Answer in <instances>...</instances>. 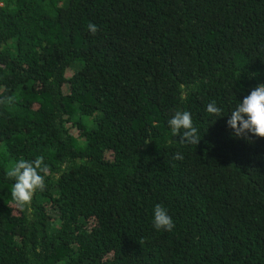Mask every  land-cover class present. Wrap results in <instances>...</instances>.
Returning <instances> with one entry per match:
<instances>
[{"label": "trees", "instance_id": "trees-1", "mask_svg": "<svg viewBox=\"0 0 264 264\" xmlns=\"http://www.w3.org/2000/svg\"><path fill=\"white\" fill-rule=\"evenodd\" d=\"M258 84L264 0H0V264H264V137L226 123Z\"/></svg>", "mask_w": 264, "mask_h": 264}, {"label": "clouds", "instance_id": "clouds-1", "mask_svg": "<svg viewBox=\"0 0 264 264\" xmlns=\"http://www.w3.org/2000/svg\"><path fill=\"white\" fill-rule=\"evenodd\" d=\"M87 27L90 33H96V24L90 22ZM205 111L211 114L214 120L223 116L221 107L214 102H209ZM226 123L236 136L248 137L252 134L264 137V84H258L242 99H238L228 112ZM167 125L173 136L179 133L182 142L198 143L199 130L194 126L190 112L175 111L167 119ZM175 158L183 159L180 153H176ZM42 165L43 157L38 156L34 160L19 159L6 171V176L14 179L11 186L12 198L21 207L31 201L34 191L44 189V177L40 174L44 171ZM152 225L154 229L163 231H171L174 228L173 218L164 206L156 204L153 207Z\"/></svg>", "mask_w": 264, "mask_h": 264}]
</instances>
